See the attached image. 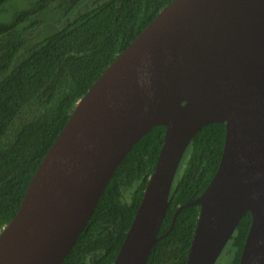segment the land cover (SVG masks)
Masks as SVG:
<instances>
[{"label": "water", "instance_id": "water-1", "mask_svg": "<svg viewBox=\"0 0 264 264\" xmlns=\"http://www.w3.org/2000/svg\"><path fill=\"white\" fill-rule=\"evenodd\" d=\"M224 124L218 168L157 237L196 133ZM161 150L113 264H146L179 213L199 206L185 264H216L245 213L238 264H264V0H173L77 102L0 231V264H61L115 170L147 133Z\"/></svg>", "mask_w": 264, "mask_h": 264}, {"label": "trees", "instance_id": "trees-1", "mask_svg": "<svg viewBox=\"0 0 264 264\" xmlns=\"http://www.w3.org/2000/svg\"><path fill=\"white\" fill-rule=\"evenodd\" d=\"M0 0V231L77 102L173 0H25L11 16ZM47 14V15H46ZM52 17V20H49ZM165 127L147 133L115 170L86 226L61 264H113L152 175ZM224 124L201 128L186 149L157 237L181 206L199 198L219 165ZM200 208L183 209L146 264H185ZM251 216L225 246L238 264Z\"/></svg>", "mask_w": 264, "mask_h": 264}, {"label": "rangeland", "instance_id": "rangeland-1", "mask_svg": "<svg viewBox=\"0 0 264 264\" xmlns=\"http://www.w3.org/2000/svg\"><path fill=\"white\" fill-rule=\"evenodd\" d=\"M25 8V0H16L13 3H8L3 8V13H6L7 16H11L14 13L18 12L20 9ZM47 15V14H46ZM52 17L49 20H52ZM227 251L224 249L221 253L220 257L218 258L216 264H229L228 257H227Z\"/></svg>", "mask_w": 264, "mask_h": 264}]
</instances>
